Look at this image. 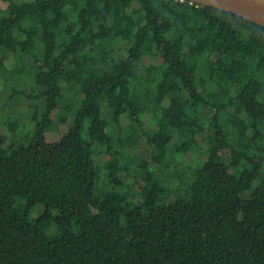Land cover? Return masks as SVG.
Here are the masks:
<instances>
[{
  "label": "trees",
  "instance_id": "16d2710c",
  "mask_svg": "<svg viewBox=\"0 0 264 264\" xmlns=\"http://www.w3.org/2000/svg\"><path fill=\"white\" fill-rule=\"evenodd\" d=\"M0 85L30 101L0 125V264H264L263 26L187 0H0ZM190 153L185 190L165 184Z\"/></svg>",
  "mask_w": 264,
  "mask_h": 264
},
{
  "label": "rangeland",
  "instance_id": "374dc122",
  "mask_svg": "<svg viewBox=\"0 0 264 264\" xmlns=\"http://www.w3.org/2000/svg\"><path fill=\"white\" fill-rule=\"evenodd\" d=\"M18 84V83H17ZM79 88L73 86L69 91L66 89L67 92V98H66V102H72L73 101V97H72V91H78ZM11 88L10 87H6V86H2L0 85V125L5 126V122L7 120H9L10 118H13V120H18V121H22L23 123H27L29 121V107L28 104L30 103V101L26 98L21 99L18 102H14L12 100H10V93H11ZM44 100H40L37 102V104H43ZM71 121L69 122V124L71 125ZM147 130L151 129V126L149 125V127L146 128ZM27 129H25L24 126H22L19 129V137H23L26 133ZM136 152H134V149H127L125 151V156L129 159L131 157V155H135ZM122 159V157H121ZM204 159V158H203ZM180 161V162H177ZM198 161L195 159V157L190 153V154H186L184 156H178L176 157V161L174 164H179V170L181 171V177L185 178V181L182 182L180 181V176L177 178L178 175H176L175 179L172 181L171 177L166 176L164 178V182L165 184H171V182L173 183L174 187L177 188H181L183 190H185V188L187 187V183L191 180V173L190 170L188 169H184L186 168L189 164L191 165H196ZM97 163L104 168L105 166V157H97ZM136 164L138 165V162H136ZM134 169V168H133ZM102 176H104V174H102ZM141 176V175H140ZM105 186L104 184L101 183L98 184V187H102ZM107 186V185H106ZM36 216V214H35Z\"/></svg>",
  "mask_w": 264,
  "mask_h": 264
},
{
  "label": "water",
  "instance_id": "95a60500",
  "mask_svg": "<svg viewBox=\"0 0 264 264\" xmlns=\"http://www.w3.org/2000/svg\"><path fill=\"white\" fill-rule=\"evenodd\" d=\"M233 13L264 27V0H187Z\"/></svg>",
  "mask_w": 264,
  "mask_h": 264
}]
</instances>
